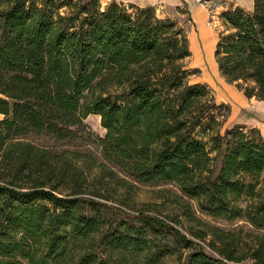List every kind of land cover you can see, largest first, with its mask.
Listing matches in <instances>:
<instances>
[{"label": "trees", "instance_id": "obj_1", "mask_svg": "<svg viewBox=\"0 0 264 264\" xmlns=\"http://www.w3.org/2000/svg\"><path fill=\"white\" fill-rule=\"evenodd\" d=\"M218 18L219 76L264 101V0ZM188 33L151 6L0 0V264H159L179 250L187 264H264V140L221 135L230 107L190 83ZM90 115L104 137L85 132ZM158 184L180 196L136 208L139 186ZM191 202L252 230L209 226Z\"/></svg>", "mask_w": 264, "mask_h": 264}, {"label": "rangeland", "instance_id": "obj_2", "mask_svg": "<svg viewBox=\"0 0 264 264\" xmlns=\"http://www.w3.org/2000/svg\"><path fill=\"white\" fill-rule=\"evenodd\" d=\"M112 0H101L102 6L111 2ZM120 3H127L125 0H115ZM238 6L249 7L252 0H234ZM191 4H196L195 0L190 1ZM236 4L231 0H201V5L207 11L208 14V24L207 26L211 29V32L219 35V32L223 29L219 27V15L229 8H238ZM176 7H167V6H157L156 7V15L159 19L171 18L179 22L188 32H193V23L191 16H187V12H189L187 5H180L179 10H175ZM180 11V12H179ZM190 18V22L188 21ZM199 41V40H198ZM191 57L187 62L188 68L197 69L199 73L196 76H192L190 78V83H202L207 84L209 88L213 91V96L216 100L217 104H226L230 107V114L221 129V135L224 134L226 129H230L234 126L242 127V128H255L261 135L264 140V101H259L254 98L248 99L246 98L241 91L237 89V87L233 84L226 83L218 74L216 70L215 63L213 59L210 58V54L207 53L206 48L198 42L195 46L190 48ZM215 61V60H214ZM261 105V107L257 108V106ZM85 132L92 134L95 137L102 138L104 137L106 131L100 125V118L95 115H90L85 118L83 121ZM28 141L33 142L36 145L46 146L52 150H63V149H71L73 146L67 145L63 142H56L50 138L41 136L34 137L31 136L28 138ZM77 147L80 151H86L95 155L98 159L100 158L98 147L91 143L90 141L80 142ZM219 166V161L217 162ZM160 191H168L171 194H177L180 196L179 191L173 184H158L152 186H139L138 195L136 197V201L138 205L136 208H140L144 202L153 203L158 202L156 197L159 196L156 192ZM167 196V195H165ZM169 198V197H168ZM193 210L195 211V215L199 217L204 223L209 226L218 227L224 231H235L238 229H243L245 231H250L252 228L246 224L244 221H227L219 218H213L206 214H203L196 209V204L194 202L190 203ZM168 211L175 213L177 212L176 206L168 204ZM182 218V217H181ZM181 222H184L183 219H180ZM186 225V223H185ZM187 226V225H186ZM183 234H185L188 238L192 237L186 233L185 230L180 229ZM194 240V239H192ZM194 242L199 243L205 250L206 253L211 255L214 258H217L215 254L211 252V250L205 246L204 243L198 242L197 240ZM188 250H179L176 256L171 258H165L159 264H187L185 262V257L189 254ZM182 255L181 257H179ZM239 264H252L250 261L246 260Z\"/></svg>", "mask_w": 264, "mask_h": 264}, {"label": "crops", "instance_id": "obj_3", "mask_svg": "<svg viewBox=\"0 0 264 264\" xmlns=\"http://www.w3.org/2000/svg\"><path fill=\"white\" fill-rule=\"evenodd\" d=\"M191 0H125V2L134 4L139 7H157V6H167V7H179L180 5L184 4L188 6L189 13L193 23V32L188 33V40H189V48L195 46L198 42L206 48L207 53H209L210 58L214 61V50L216 43L218 41V37L216 34L211 32V29L207 26L208 24V14L204 7L198 3V0H195L196 4H191ZM233 1L235 4L236 2ZM242 9L247 11L252 10L253 7V0L249 7H242L238 6ZM199 40V41H198ZM191 51V50H190ZM216 70L217 65L215 63ZM218 71V70H217ZM219 74V73H218ZM263 102V101H262ZM261 105L257 106L258 110Z\"/></svg>", "mask_w": 264, "mask_h": 264}, {"label": "built area", "instance_id": "obj_4", "mask_svg": "<svg viewBox=\"0 0 264 264\" xmlns=\"http://www.w3.org/2000/svg\"><path fill=\"white\" fill-rule=\"evenodd\" d=\"M198 3H200V4H201V0H198Z\"/></svg>", "mask_w": 264, "mask_h": 264}]
</instances>
